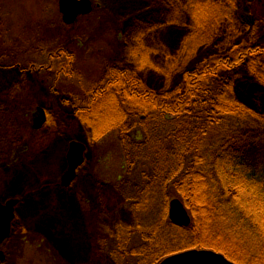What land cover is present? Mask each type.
<instances>
[{
    "label": "rangeland",
    "instance_id": "obj_1",
    "mask_svg": "<svg viewBox=\"0 0 264 264\" xmlns=\"http://www.w3.org/2000/svg\"><path fill=\"white\" fill-rule=\"evenodd\" d=\"M60 1L0 0V203L17 201L12 231L0 245V264H117L111 257L115 243L108 229L134 226L138 216L146 219V225L158 224L162 214L168 216L174 199L186 204L199 233L179 245L172 238L173 229H162L166 244L161 243L159 253H179L182 249L177 247L186 245L188 250L191 245L208 250L215 243L243 264H264L259 234L240 214L215 203L216 191L201 181L208 172L211 151L224 137L217 128L198 147L202 159L196 154L194 166L186 149L189 138L173 143L176 153L182 152L181 164L194 170L166 185L167 205L161 204L160 196L151 197L148 204L140 199L138 208H146L134 215L130 204L135 187H146L144 196L152 191V182L163 181L159 173L150 180L156 162L158 172L165 167L163 175L170 167L174 171L180 167L173 156L159 153L161 148L173 149L164 131L175 124L187 129L196 120L203 121L199 109L185 104L189 117L184 121L162 125L163 120H157L151 134L158 130L157 135H162L156 141V136L151 141L149 135L146 141L138 129L130 160L118 131L91 139L116 107L111 99H96L112 73L124 69L141 80L142 88L161 94L177 92L183 87L184 72L204 61L218 64L215 56L229 55L235 45L236 50L264 45V0H87L90 12L78 15L69 25L63 21ZM66 55L72 58L70 64ZM250 62L245 58L238 68L212 82L231 83L237 100L264 115V84L244 68ZM257 62L252 70L264 76V61ZM90 104L93 114L82 125L76 109ZM40 111L45 112V120L36 125ZM73 142L83 145L82 160L76 177L64 186ZM151 145L150 151L146 149ZM262 210V205L256 207L264 230ZM107 240L102 250L101 243ZM135 242H129V247H137Z\"/></svg>",
    "mask_w": 264,
    "mask_h": 264
},
{
    "label": "trees",
    "instance_id": "obj_2",
    "mask_svg": "<svg viewBox=\"0 0 264 264\" xmlns=\"http://www.w3.org/2000/svg\"><path fill=\"white\" fill-rule=\"evenodd\" d=\"M235 47V51L231 50L229 55L215 56L213 61L218 60V64L206 60L192 71L184 72L182 77L183 87L174 93L161 94L148 90L146 87L142 88L141 80L138 77L136 78L134 73L124 71V69L123 71L117 70L119 74L112 73L105 89L102 90L101 88L99 92L97 91L96 99L106 97V99H111V103L116 107L115 110L111 108L112 111L114 110L112 116L100 126V129L95 131L96 136L91 139L95 140L100 136L118 131L120 141L126 150L128 160H130L131 146L135 145L133 137L138 129H142L146 141L148 135L151 141L156 136L154 140L156 141L162 135H157L158 130L155 131L154 135L151 134V126L153 123H157V120H163L162 125L172 120L177 121L176 123L179 120L184 121L186 117H189L188 112L183 108L185 104L194 106V109H199V117L204 122L196 120L197 124L187 129H181L178 124H175L164 131L163 136L167 137L169 143H171L169 147L173 149L171 152H168L167 148H161L158 151L161 157H166L168 154L173 156L176 159V165L180 167L176 168L178 171H174V168L169 166V170H166L165 175H163L165 167H160L158 172L159 168L156 162L153 169L150 170L151 175L149 177H152L150 180L153 181L157 178V173H159L160 179L162 178L163 181L162 183L160 180L159 182L150 183L152 191L149 190L144 196H142V193L146 190V187H135L134 202L130 204L135 209L134 215L136 211L142 212L146 208H143V205L140 209L138 208L137 204H141L140 199L148 204L151 197L160 196L161 204L162 202L166 204V185L169 182H174L173 180L178 175L184 173L188 175V172L194 170V167L190 169L187 165L181 164L182 157H178V155L182 152L176 153L178 149L174 147L175 144L173 143L179 142L181 144L182 139L189 138L190 145H186V149L188 153H191V165L194 166L197 160L196 157L200 154L198 147L200 149L205 138L214 128H217L218 132L224 137L218 141L217 146L211 151L209 157L211 161L207 165L208 172L204 174V179L201 178V181L205 180L206 184L209 183L216 191L218 196L217 200L214 201L215 203H218L222 208L230 207L237 214H240L242 221L251 225L259 234L262 241L261 246L264 250V230H262L261 222L257 219L256 211L257 206L262 205L264 207V115L253 111L237 100L231 83L215 85L212 82L219 74L238 68L245 58H249L251 62L247 67V63L243 64L244 68L249 75L259 83L264 84L263 74L252 70L256 65V61H258L257 64H259V61H264V45H249L240 50H236ZM248 50L250 52L247 54ZM66 57V62L70 64L72 58L68 55ZM222 58L223 61H221ZM60 68L66 67L61 65ZM202 84H206L207 89H203ZM185 86L189 88L184 89ZM134 102L139 104L135 105ZM76 110V117L83 125L85 121L89 122L86 119L93 114L94 108L90 104L85 108H77ZM202 123H205L204 126L201 125ZM152 146L154 145L146 149L150 151V148H153ZM199 157L202 159L201 156ZM203 163L206 164V160ZM162 175L163 177H161ZM189 175L191 180H194L195 177ZM143 179L146 181L148 177H143ZM214 202L210 206L214 207ZM184 206L187 207L186 204ZM262 213H264V210H262ZM254 215L256 216L254 217ZM138 217L140 220H137L134 226L133 224L132 226L121 224L108 229L109 235L112 236L113 243H115V249H113L115 252L112 253L111 257L117 264H159L165 257L171 255V253L167 255H165V252L159 253L161 243L166 244L162 229L166 230L165 232L169 230V227L173 229L176 234L172 238L177 240L179 245L184 242L187 244L188 241L195 239V235L199 233L192 222L188 228H179L172 225L167 214H162L161 221L152 225H146V219L143 220L141 216ZM118 230H120L119 240ZM132 240L133 242L136 240L137 247H129V242ZM107 243L108 240L101 243L102 250L105 249ZM187 246L177 248L185 251L188 248ZM191 247L190 249H192ZM195 247L196 245L193 249H198ZM116 248H120V251H116ZM209 248L208 250L223 254L234 264H243L240 258L220 249L215 243L211 244Z\"/></svg>",
    "mask_w": 264,
    "mask_h": 264
},
{
    "label": "water",
    "instance_id": "obj_3",
    "mask_svg": "<svg viewBox=\"0 0 264 264\" xmlns=\"http://www.w3.org/2000/svg\"><path fill=\"white\" fill-rule=\"evenodd\" d=\"M60 12L65 24H71L78 15L88 14L90 4L87 0H61ZM84 147L80 143H71L67 154L68 170L63 175L62 184L68 186L75 178V171L82 160ZM16 200L0 203V245L9 237L11 222L14 218ZM168 218L172 225L187 228L191 224L190 216L184 204L174 199L169 203ZM3 254L0 251V260ZM159 264H234L225 256L213 250L189 249L164 258Z\"/></svg>",
    "mask_w": 264,
    "mask_h": 264
},
{
    "label": "flooded vegetation",
    "instance_id": "obj_4",
    "mask_svg": "<svg viewBox=\"0 0 264 264\" xmlns=\"http://www.w3.org/2000/svg\"><path fill=\"white\" fill-rule=\"evenodd\" d=\"M62 53H60V54H58L57 55V58L59 57V56H61V57H59V59L60 58H62L63 56L61 55ZM50 58V57H49ZM56 58V59H57ZM35 66V64H32L31 65V71L33 72L34 71V69L32 68V67H34ZM0 68H2V66L0 65ZM41 68H43V67H41ZM42 71V70H41ZM61 73V72H60ZM39 115H40V118L41 119H37V118H35V120H34V123L36 124V125H39V124H41V122L42 121H44L45 120V112H42V111H40V113H39ZM41 120V121H40ZM75 177H76V174H75ZM15 213H16V211H15ZM13 222V221H12ZM12 227H13V225L11 226V231H12ZM113 227V226H112ZM108 237V236H107ZM3 260V259H2Z\"/></svg>",
    "mask_w": 264,
    "mask_h": 264
}]
</instances>
